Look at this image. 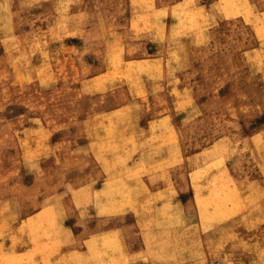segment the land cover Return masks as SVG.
Returning a JSON list of instances; mask_svg holds the SVG:
<instances>
[{
  "label": "rangeland",
  "instance_id": "rangeland-1",
  "mask_svg": "<svg viewBox=\"0 0 264 264\" xmlns=\"http://www.w3.org/2000/svg\"><path fill=\"white\" fill-rule=\"evenodd\" d=\"M192 34L195 40L185 38L191 41L185 53L194 61L186 85L214 94H203L208 100L188 120L190 132L210 131L239 150L253 118L264 113V0H0V235L60 234L47 212L7 222L2 200L21 183L35 190L37 175L50 168L70 167L56 152L71 145L60 147L54 139L80 136L81 120L94 118L97 103L142 94V80L161 70L149 59L176 57L182 36ZM204 107L214 117L211 125L203 126ZM247 144L251 166L264 163V131ZM222 150L196 173L221 169ZM216 178L207 185V206L215 205L216 214L240 208L230 179ZM24 196L32 201L33 193ZM262 227L217 234L216 252L202 253L201 263L264 264ZM8 241L0 237V264H36L34 253L4 251L6 245L36 247V238Z\"/></svg>",
  "mask_w": 264,
  "mask_h": 264
},
{
  "label": "crops",
  "instance_id": "crops-1",
  "mask_svg": "<svg viewBox=\"0 0 264 264\" xmlns=\"http://www.w3.org/2000/svg\"><path fill=\"white\" fill-rule=\"evenodd\" d=\"M169 32L166 21L167 37ZM190 37L196 39L182 36L176 57L154 54L149 59L161 70L142 80V94L136 90L133 98L97 103L94 118L81 120L80 136L54 139L60 147L74 148L56 152L71 168H50L37 175L35 190L18 184L2 202L7 222L47 212L56 218L60 234H1L5 244L12 238H36V247L6 245L4 251L34 253L36 264H203L199 257L216 252L219 233L258 232L262 225L264 234V163L252 167L246 146L262 135L264 113L253 118V130H245L239 150L238 144L210 131L208 136L190 132L188 120L208 100L203 94H214L186 85L194 66L185 53L191 42L185 38ZM203 109L204 123L211 125L214 117ZM218 148L225 165L196 173L212 163ZM222 174L239 192L240 208L216 214L215 205L208 207L202 198L208 197L207 185ZM26 191L33 193L32 201L25 198Z\"/></svg>",
  "mask_w": 264,
  "mask_h": 264
},
{
  "label": "bare ground",
  "instance_id": "bare-ground-1",
  "mask_svg": "<svg viewBox=\"0 0 264 264\" xmlns=\"http://www.w3.org/2000/svg\"><path fill=\"white\" fill-rule=\"evenodd\" d=\"M190 8H191V7H190ZM192 9H193V8H192ZM193 10H194V9H193ZM193 10H192V11H193ZM196 12H197V11H196ZM121 73H122V72H121ZM119 75H121V74H119ZM97 82H98V81H97ZM108 120H109V119H108ZM111 121H112V120H111ZM110 133H111V132H110ZM111 135H113V134L111 133ZM224 173H225V172H224ZM113 178H114V177H113ZM229 178H230V177H229ZM229 178H228V179H229ZM110 179H111V178H110ZM216 179H217V178H216ZM216 179H215V180H216ZM115 182H116V179H115ZM117 182H118V181H117ZM230 182H231V180H230ZM110 183H111V181H110L108 184H110ZM112 183H113V182H112ZM227 183H228V182H227ZM122 184H123V183H122ZM125 184H126V183H125ZM125 184H124V185H125ZM126 185H127V184H126ZM229 185H230V184H229ZM229 185H228V187H229ZM117 186H118V185H117ZM119 186H120V185H119ZM119 186H118V187H119ZM230 186H231V185H230ZM232 186L234 187V188L232 187V189H233V190L235 189V191L237 192V190H236L234 184H233ZM111 187L114 188L115 186H111ZM115 188H116V187H115ZM127 188H128V187H127ZM229 189H230V188H229ZM232 189H231V191H232ZM105 190H106V189H105ZM110 190H112V189H110ZM214 190H215V189H214ZM223 190H224V189H223ZM102 191H103V190H102ZM117 191H120V190L118 189ZM122 191H123V190H122ZM127 191H128V190H127ZM219 191H220V190H218V193H219ZM235 191H234V192H235ZM107 192H109V191H107ZM234 192H232V193L236 195V193H234ZM102 193H103V192H102ZM109 193H112V192H109ZM109 193H107V195H108ZM115 193H116V192H115ZM125 193H126V192H125ZM230 193H231V192H230ZM232 193H231V195L234 196L233 198H235V195H233ZM104 194H105V193H104ZM120 194H121V193H120ZM122 194H123V193H122ZM126 194H127V193H126ZM126 194H125V195H126ZM107 195H106V196H107ZM112 195H113V194H112ZM223 195H224V194H223ZM121 196H122V195H121ZM232 196H231V197H232ZM236 196H237V195H236ZM108 197H109V196H108ZM114 197H115V196H114ZM122 197H123V196H122ZM221 197H222V196H221ZM106 198H107V197H106ZM109 198H110V197H109ZM128 198H129V196H128ZM200 198H201V197H200ZM214 199H215V198H214ZM214 199L212 198L211 201L214 200ZM107 200H108V199H107ZM112 200H113V199H112ZM114 200H116V199H114ZM120 200H121V199H120ZM120 200H119V201H120ZM202 200H203V203H207V204H208V201H205L204 197L202 198ZM209 200H210V199H209ZM116 201H117V200H116ZM215 201H216V200H215ZM112 202H113V201H112ZM105 206H106V208H107V205H105ZM113 206H114V205H113ZM106 208H105V209H106ZM113 208H114V207H111V209H113ZM215 208H216V207H215ZM218 210H219V211H218ZM221 210H222V209L218 207L217 211L220 212ZM110 211H111V210H110ZM32 218H33V217H32ZM33 220H35V219H33ZM33 224H35L34 221H33ZM28 229H29V228H28ZM30 229H31V228H30ZM109 237H112V236H109ZM249 240H250V239H249ZM252 243H253V242H252ZM115 244H116V243H115ZM246 244H247V243H246ZM249 244H250V243H249ZM249 244H248V245H249ZM263 245H264V244H262V246H263ZM245 246H246V245H245ZM255 246H256V245H255ZM115 248H116V247H115ZM113 249H114V248H113ZM75 251H76V250H75ZM52 252H53V251H52ZM77 252H78V251H76V253H77ZM80 254H81V253H80ZM63 255H64V254H63ZM76 255H77V254H76ZM73 258H74V257H73Z\"/></svg>",
  "mask_w": 264,
  "mask_h": 264
}]
</instances>
